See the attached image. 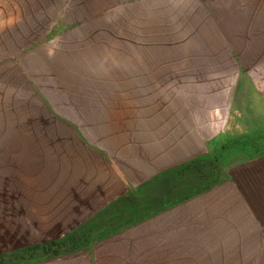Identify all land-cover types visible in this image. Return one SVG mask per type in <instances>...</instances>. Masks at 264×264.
<instances>
[{"label": "rangeland", "instance_id": "374dc122", "mask_svg": "<svg viewBox=\"0 0 264 264\" xmlns=\"http://www.w3.org/2000/svg\"><path fill=\"white\" fill-rule=\"evenodd\" d=\"M14 105L102 141L131 189L51 245L20 244L0 195V264H264V0H0Z\"/></svg>", "mask_w": 264, "mask_h": 264}, {"label": "crops", "instance_id": "0c3cea01", "mask_svg": "<svg viewBox=\"0 0 264 264\" xmlns=\"http://www.w3.org/2000/svg\"><path fill=\"white\" fill-rule=\"evenodd\" d=\"M4 109L0 139L15 138L17 158L2 160L1 211L20 244L64 242L98 223L131 189L115 153L77 125L48 110L20 120L15 105Z\"/></svg>", "mask_w": 264, "mask_h": 264}]
</instances>
